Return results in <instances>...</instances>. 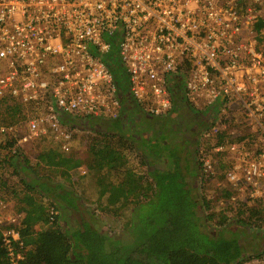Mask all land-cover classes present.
<instances>
[{"label":"built area","instance_id":"2783aa9c","mask_svg":"<svg viewBox=\"0 0 264 264\" xmlns=\"http://www.w3.org/2000/svg\"><path fill=\"white\" fill-rule=\"evenodd\" d=\"M262 18L264 0H0V103L20 104L24 116L1 125L0 134L12 136L17 149L43 140L70 153L82 128L63 116L118 117L123 102L103 61L107 38L116 36L129 92L145 112L172 110L173 80L194 107L212 108L197 147L201 179L221 175L216 210L228 220L241 206L261 209L251 228L263 241L241 264H264ZM77 171L84 176L88 168ZM49 213L57 211L50 206ZM18 223L0 201L10 264L23 258Z\"/></svg>","mask_w":264,"mask_h":264},{"label":"trees","instance_id":"16d2710c","mask_svg":"<svg viewBox=\"0 0 264 264\" xmlns=\"http://www.w3.org/2000/svg\"><path fill=\"white\" fill-rule=\"evenodd\" d=\"M263 27L264 18L256 24L258 30ZM107 39L111 49L103 61L123 102L120 115L113 119L62 117L64 122L93 132L87 160L74 152L63 153L46 141V149L32 161L15 147L12 136L3 135L0 140V169L11 168L19 182L9 194L13 212L19 216L14 226L19 234L16 250L23 256L19 264H241L244 256L259 250L254 246L261 235L248 227L258 219L261 209L241 206L231 222L203 197L208 211L203 222L195 209L196 200L181 180L182 170L193 175L195 166L185 169L183 163L189 165L188 156L193 155L190 146H195L196 135L210 122L212 108L194 107L184 96L181 83L173 80L172 110L163 116L145 112L129 92L117 37ZM22 112L18 103H0V126L21 121ZM134 152L155 181L151 198L143 197L149 189L147 174L136 172L129 164ZM83 161L105 210L122 220L119 235L101 232L96 216L93 212L86 215L81 197L71 188L77 181L71 171ZM8 178L2 182L0 178V183L9 186ZM50 206L57 211L52 218ZM126 209L129 215L124 218ZM4 227L0 225V264H10L1 232Z\"/></svg>","mask_w":264,"mask_h":264},{"label":"rangeland","instance_id":"374dc122","mask_svg":"<svg viewBox=\"0 0 264 264\" xmlns=\"http://www.w3.org/2000/svg\"><path fill=\"white\" fill-rule=\"evenodd\" d=\"M92 135H93V132L89 129H81V130H78L77 133H74L73 152H75L77 154V157L81 158L82 160H87L86 159L87 158L86 157L87 156V146L89 144L90 137ZM199 135H200V132L198 135H196L197 140H196L195 146H192L193 155L188 156V159H190L188 160L189 165H186L185 163H183L184 165L183 167H185V169H187L189 166L190 168L195 166L193 168L194 169L193 175H187L186 174L187 172H184V170H182L183 178H181V180L184 181V183L188 186L191 196L194 197V199L196 200L195 209L197 213L202 217V221L204 222L205 221L204 215H206L208 211L205 209L204 204L202 202L203 197L207 201L209 200L214 210L216 209L220 210L221 208L220 203L217 200V196H218V193L221 191V188L218 185V181H220L222 177L221 175L218 174L216 178L211 177L207 181H204V179L203 180L201 179V174L197 166L198 165L197 164L198 162L197 161V147H198V142H199ZM2 136L3 135L0 134V140L3 138ZM195 138L196 137H194L193 139ZM17 145L19 147V150H22L24 155H26L28 158L34 161L37 153L40 150L46 149L47 142L43 140H39V141L37 140L32 143H25L22 146H20L19 144ZM181 152H183V150ZM129 160H130L129 162L130 166H132L136 172L144 173L145 175L147 174L148 176L149 183L146 185V187H149V189L148 190L146 189L145 196L143 197L146 198L147 196V199L153 197L155 181L153 180L152 175H149L147 173L148 168L146 169L145 166L139 164L135 156V152H134V157L130 158ZM82 163L84 164L86 162L83 161ZM11 172H12V169L9 167L0 169V175H2V177H0L1 182L6 180L5 179L6 176L9 177L7 179L9 186L3 185L2 183H0L1 184L0 185V198L13 202V197L9 195L11 193V187H18L19 182H18V178L14 176ZM74 174H76V172ZM75 176L77 177L78 175L76 174ZM92 176L93 175L91 174V172H89V175L85 177L84 176L77 177L75 179L77 181L75 183H71V186H72L71 188L77 193V195H79V197H81L85 208H87L86 215L92 214L91 212H93V214L96 216L95 219L97 222V227L98 229H100L101 232L105 233L107 236L119 235L122 232V226H123L122 220L119 219L117 216H114L112 213L105 210L103 198L99 196L98 188L94 184L93 182L94 178ZM223 197H227V196H225L224 194ZM224 203H226V200L224 201ZM135 204H138V203L135 202L134 200V206H136ZM228 207H230V205H228ZM13 208H14V204H13ZM79 208L81 209V207ZM222 208L224 210L225 206H222ZM150 211L151 213H153V208ZM122 215L124 216V218H127V216L129 215V210L128 209L124 210ZM75 216L78 217L76 213H75ZM235 216L236 215H234L229 220L231 222H234ZM226 222L228 221L226 220ZM207 224L209 225V223ZM210 225H211V222H210ZM248 228H250V230H253L251 227H248ZM249 235H250L249 237L251 238V233ZM261 241H263V237L259 236V241H258L259 243H257L256 246L254 247L257 249H260ZM241 242L244 244H247L245 240H242ZM250 243L249 245L253 247V244L252 243L250 244Z\"/></svg>","mask_w":264,"mask_h":264},{"label":"crops","instance_id":"0c3cea01","mask_svg":"<svg viewBox=\"0 0 264 264\" xmlns=\"http://www.w3.org/2000/svg\"><path fill=\"white\" fill-rule=\"evenodd\" d=\"M73 152V151H72ZM75 153V152H74ZM76 154V153H75ZM86 165V164H85ZM198 166V165H197ZM198 169L200 170V168H199V166H198ZM76 172V174L78 175L77 177H83L82 175H79V173H78V171H77V167L76 168H74L72 171H71V175H72V178L73 179H76L77 177L75 176L76 174H74ZM200 172V171H199ZM87 175H89V171H88V173L86 174V175H84V177L85 176H87ZM0 201H4L6 204H7V208H8V210L10 211V212H13L14 211V209H13V204H14V202H11V201H9V200H5V199H1L0 198Z\"/></svg>","mask_w":264,"mask_h":264},{"label":"flooded vegetation","instance_id":"af4514ba","mask_svg":"<svg viewBox=\"0 0 264 264\" xmlns=\"http://www.w3.org/2000/svg\"><path fill=\"white\" fill-rule=\"evenodd\" d=\"M190 147H192V144H191V146Z\"/></svg>","mask_w":264,"mask_h":264}]
</instances>
